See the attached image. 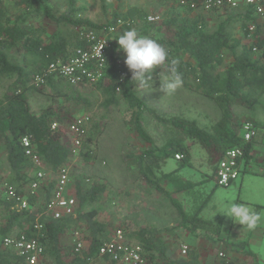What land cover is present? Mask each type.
<instances>
[{
  "label": "trees",
  "instance_id": "1",
  "mask_svg": "<svg viewBox=\"0 0 264 264\" xmlns=\"http://www.w3.org/2000/svg\"><path fill=\"white\" fill-rule=\"evenodd\" d=\"M203 1L189 0L183 4L179 0H152L145 6L134 4L125 10H113L111 20L107 18L98 24L80 14L84 6L79 0H66L64 7L55 0H0V78H11L0 96V264L20 263L14 249L3 245V237L21 233L39 238L45 264H80L87 254L96 257L98 263L105 260L113 264L108 256L98 257L100 245L111 237L110 224L98 219L96 206L106 190L104 183L87 188L76 183L75 215L53 218L44 212L55 190L57 172L75 157L69 127L77 117L94 108L106 110L119 104L126 107L123 121L134 128L145 145L138 154L129 155L128 164L186 220L197 219L199 209L187 214L162 181L171 183L177 192L194 184L177 176V170L162 172L164 161L180 153L183 155L180 166L189 165L187 139L199 143L210 159L217 162L232 146H241L247 155L251 142L242 140L243 121L234 107L253 110L264 96V22L252 5L241 4L234 9H211L217 21L209 24V16L201 7ZM150 15L158 19L149 21ZM119 20L121 24L115 29L113 26ZM49 22L55 24L51 33L47 28ZM253 23L255 29L250 31ZM86 27L108 33L99 78L93 83L74 86L53 73L45 83L32 87L34 76L50 63L58 59L67 61L77 49L89 48L91 41L85 37ZM110 27L114 31L109 32ZM132 28L156 39L167 50L169 60L178 61L183 87L218 105L221 118L212 132L200 128L193 120L158 117L170 124L174 135L161 146H154L143 116L145 110L151 109L131 82V72L124 63L126 54L118 50L115 40ZM92 66L95 68L94 62ZM161 72L164 69L159 67L154 70L153 86L161 83ZM32 91L45 95L51 102L34 111L30 104ZM99 125L97 119L90 117L86 136L78 149L82 162L97 157L94 136L99 133ZM23 135L31 137L46 172L34 193L29 191V186L35 179V167L21 144ZM4 183L27 197L28 209H12L14 202L7 200ZM109 198L107 204L112 202ZM36 223L41 224V229L34 227ZM76 229L82 232L86 243L81 253L74 251L72 234ZM129 240L140 245L146 264H200L193 255L188 257L191 259L172 258L160 229L153 224L131 231Z\"/></svg>",
  "mask_w": 264,
  "mask_h": 264
},
{
  "label": "rangeland",
  "instance_id": "2",
  "mask_svg": "<svg viewBox=\"0 0 264 264\" xmlns=\"http://www.w3.org/2000/svg\"><path fill=\"white\" fill-rule=\"evenodd\" d=\"M64 7L66 0H55ZM152 0H79L80 4L84 6V10L81 11V15L88 17L98 24L103 23L109 18L111 20V13L113 10L118 9L125 10L127 6L138 4L145 6ZM102 6H104L102 8ZM203 9V8H202ZM203 11H205L203 9ZM208 17L209 24H215L217 18L212 16L210 10L204 12ZM109 20V21H110ZM107 25L110 22L106 23ZM121 24L118 21L113 27H118ZM48 33H51L55 29V24L49 22L47 24ZM87 29H90L86 27ZM98 35L107 36L103 30L93 29ZM114 31V28H110L109 32ZM11 78H0V96L7 89ZM30 85L34 88L38 86L30 82ZM138 95L145 101L151 110L144 111V126L149 133V135L154 140V146H161L165 141L171 137L173 134V129L169 123H164L159 120L161 118H171L174 116L181 117L188 120H193L196 124L206 130L212 132V128L218 123L221 118V111L218 105L211 99L203 96L200 93L188 90L185 87H180L173 94H166L161 90V83L157 86H153L147 90H141L138 88ZM50 98L45 95H41L37 92L32 91L30 94V103L34 111H39L41 107L49 104ZM126 107L123 104L118 106L109 107L106 110L94 108L92 112L84 113L88 114L90 117L97 119L99 121V133L96 134L94 139H97V150L96 158L88 163L82 162L78 157V149L75 152V157L67 165L69 171V185L67 189V194L75 197L76 183L79 182L83 188H87L95 183H104L106 185V190L100 200V205L97 208L99 210V215L103 210H110L111 214H101L100 217H104L105 221L112 224L111 235L116 230L117 226L122 224L119 220L123 219L120 216L122 212L120 211L121 204H118V192H123V183L130 181V178L137 177V173L134 166L128 164L129 155L138 154L145 145L139 139L137 133L133 127H128L123 121V115L126 112ZM234 111L238 114L241 120L251 121L255 124L259 133H263V144H256L255 147H264V96L261 98V103L257 105L253 110L247 108L235 106ZM93 122V120H91ZM91 125V123H90ZM90 127V126H89ZM262 136V135H261ZM260 136V137H261ZM186 144L189 148V165L180 166V159L167 158L162 167V172L176 171V175L181 177L183 180H189L193 182V186L190 187L192 190L189 198H193L195 203L191 204L192 213H195L202 206L206 210H209L213 205L221 206L222 208L229 207L233 202L230 198L229 204L222 202L221 197L223 195L229 194L233 198L230 191L233 189L234 185L238 184L241 178V172L239 176L233 180L234 185L231 187H221L216 185L214 179V174L216 170L217 161L210 159V156L205 148H203L199 143L186 140ZM93 145V144H92ZM245 166L244 159L241 162V171ZM139 177V176H138ZM137 180V179H136ZM36 190V189H35ZM30 186L29 191L31 193ZM193 190L195 193H193ZM212 194V199L205 200V197H209ZM191 196V197H190ZM112 198L111 204H107L108 200ZM217 200V202H216ZM165 206V205H163ZM205 206V207H204ZM106 207V208H105ZM174 208V207H173ZM164 209V208H163ZM205 210V211H206ZM107 213V212H106ZM223 211L220 213L215 211H210L212 214V219H214L217 224L224 220L226 223L231 219L225 216ZM120 214V215H119ZM161 215H163L161 213ZM167 217V216H166ZM182 221H190L189 219H183L179 216ZM107 222V223H108ZM212 224H206L205 228L212 232ZM222 225V224H221ZM240 225H237L238 227ZM229 228L226 224L222 225V228ZM242 226H240L241 228ZM239 229V228H238ZM242 229V228H241ZM242 231V230H240ZM233 233L236 237L227 234L224 240L213 242L215 248H226V252L229 256H233L235 253L239 252L242 255V263L240 264H264V239L261 243L254 245L248 243L247 239L239 238V232ZM244 236V235H243ZM231 244H236V249L231 248ZM176 250L180 251V248L175 246ZM235 250V251H234ZM237 251V252H236ZM181 252V251H180ZM181 254V253H180ZM219 257L220 252L218 253ZM235 259V258H234ZM238 259V258H237ZM98 264H107L105 260H101Z\"/></svg>",
  "mask_w": 264,
  "mask_h": 264
},
{
  "label": "built area",
  "instance_id": "3",
  "mask_svg": "<svg viewBox=\"0 0 264 264\" xmlns=\"http://www.w3.org/2000/svg\"><path fill=\"white\" fill-rule=\"evenodd\" d=\"M180 3H187L189 0H179ZM241 4L252 5L255 13L264 22V0H204L202 8L206 11L214 8L227 7L234 9ZM193 6V4H191ZM152 20H157L158 16H152ZM121 22L120 20L118 21ZM112 28V27H110ZM109 28V29H110ZM108 29V30H109ZM255 24L249 26V30L253 31ZM85 37L91 41L88 49H77L75 54L63 61L56 60L48 65V67L34 76L31 82L39 86L46 82L50 74L55 73L62 76L72 85H79L84 82L93 83L99 76V69L105 61V46L107 44V36L98 35L93 29H85ZM95 63V68L92 63ZM90 121L88 114H83L76 118L70 125L69 133L73 135L75 149H79L86 136L87 126ZM56 124L53 123L52 127ZM256 126L251 121H244L241 125L240 133L244 142H249L256 134ZM21 144L25 154L30 157L35 167V179L30 183L31 192H33L41 184L46 176L41 158L36 153L35 145L29 135L21 137ZM176 159H182L183 155L175 154ZM245 158L244 149L237 145L232 146L224 152L216 165L217 182L220 185H228L236 179L241 172V162ZM69 185V171L67 166L62 167L57 172L56 185L51 199L46 203L44 212L53 218H61L63 216L75 215L76 199L67 194ZM4 189L7 200L13 201L12 209L23 210L29 208L27 197L15 191L14 187L4 183ZM36 229H41V224L34 225ZM72 240L74 242V251L81 253L85 249L86 243L79 229L73 231ZM3 245L14 249L16 255L21 259L19 264H45L43 259V246L38 237H28L26 234L8 235L3 237ZM182 254L187 252V246H181ZM223 256L222 253H220ZM84 256V255H83ZM108 256L113 264H146V259L142 255V249L136 242L128 241L125 238L123 229L118 228L112 236L105 240L99 247L98 257ZM80 264H98L96 257L91 254L84 256V261ZM228 264V263H225Z\"/></svg>",
  "mask_w": 264,
  "mask_h": 264
},
{
  "label": "crops",
  "instance_id": "4",
  "mask_svg": "<svg viewBox=\"0 0 264 264\" xmlns=\"http://www.w3.org/2000/svg\"><path fill=\"white\" fill-rule=\"evenodd\" d=\"M204 12H206V10ZM85 84L87 83H82L78 86ZM262 124L261 126L264 127V123ZM249 142H251L250 148L244 158L245 166L242 169L243 171H241L239 183L234 185L235 183L232 181L228 185H220L217 182L216 172L214 174V179L217 186L229 188L234 185V187H231L233 189L230 191L233 198L230 197L229 194H225L221 197L222 202L228 205L231 198V202L245 204L250 209L260 213L261 221L256 229L248 230L242 225H240L242 229L240 226L236 227L239 224L234 223L231 219L227 223L222 220L217 224V222L212 219L213 215L209 214V212L215 209V211L220 213L228 206L222 208L221 206L218 207V205H213L209 210H206L202 206L197 212V219L199 220L192 216L194 219L190 217V221H182L169 200L149 187L146 182L138 176L130 178V181L123 183V192L117 191L119 194L118 199H120L117 202L119 205H122L119 211L122 213L119 215L123 216V219L119 220L122 226L119 225L116 229H123L125 238L133 242V240H129V233L131 231L146 224H153L160 229L161 236L165 240L169 248V255L172 258L191 259L188 257L193 255L194 259L200 264L242 263V255L239 252L236 251L237 253L231 257L227 254L225 247L217 249L212 243L224 240L227 234L235 237L233 233L240 230L242 231L239 232V238L242 237L241 239H247L248 243L257 245L264 239V147H255L257 143L263 144V133H259L258 130H256L255 136ZM185 181L189 180L185 179ZM162 184L172 193L173 197L180 202L187 214H193L191 204L192 202L194 204L195 201L193 198L188 197L189 194L191 195V188L177 192L175 191V187L168 181H162ZM193 193H195L194 190ZM207 199H212V194L209 195V197H205L206 201ZM102 213L108 215L111 214V211L103 210ZM161 213L163 215H161ZM100 215L98 216L100 221L108 222L103 219L104 217L101 218ZM206 224H212V232L205 228ZM221 224H226L229 228H222ZM109 226L110 228H108V230L110 229V231H112V224L110 223ZM234 239H236V237ZM184 244L187 246V252L182 254L179 250H176L175 246L181 248ZM236 247V244H231L230 249L233 251V248L236 249ZM219 252L223 254L222 257L218 256Z\"/></svg>",
  "mask_w": 264,
  "mask_h": 264
},
{
  "label": "clouds",
  "instance_id": "5",
  "mask_svg": "<svg viewBox=\"0 0 264 264\" xmlns=\"http://www.w3.org/2000/svg\"><path fill=\"white\" fill-rule=\"evenodd\" d=\"M151 21L152 17L149 16ZM118 50H123L124 63L131 72V82L141 90L153 87V72L159 67L164 72L159 73L161 90L166 94H173L182 87V74L178 71V61L169 60L167 50L154 38L141 35L135 28L124 31L115 38ZM168 61L166 64L165 62ZM224 215L231 218L248 230L257 228L261 215L245 204L232 203L223 210Z\"/></svg>",
  "mask_w": 264,
  "mask_h": 264
}]
</instances>
